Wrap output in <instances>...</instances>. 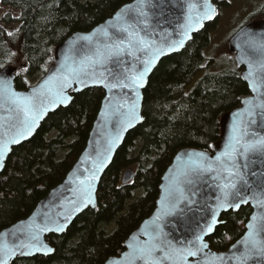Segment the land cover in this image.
Here are the masks:
<instances>
[{
  "label": "water",
  "instance_id": "water-1",
  "mask_svg": "<svg viewBox=\"0 0 264 264\" xmlns=\"http://www.w3.org/2000/svg\"><path fill=\"white\" fill-rule=\"evenodd\" d=\"M205 2H126L91 29L75 31L56 45L52 65L27 88L15 87V66L8 65L0 70V142L11 141L14 137L19 141L8 144V151L0 162V173L11 150L31 139L48 114L68 106L73 93L94 87L104 92L86 144L62 181L37 202L28 216L0 230V264H10L17 257L51 256L54 249L47 236L65 233L83 211L97 208V190L103 173L127 134L143 122V95L150 75L163 58L181 52L194 34L215 20L214 0H207L215 10L212 18L198 19ZM140 40L143 43H139ZM181 40L182 45L179 44ZM260 44H264V19L250 20L230 36L228 51L241 68L240 78L247 84L249 94L220 116L219 135L210 150L183 147L174 154L161 177L155 208L127 236L124 248L103 264H145L139 258V250L153 245L159 249L152 256L156 264H240L252 218L264 215V207L258 203L264 201V152L237 156V173L230 178L236 186L226 191L229 202L239 203V207L226 210L218 205L224 199L225 189L221 185L228 182L225 180L227 173L216 157L223 158L233 142L234 128L246 130L247 136L242 143L264 139V69L261 68L264 51L256 50ZM99 54H102V61ZM89 58L98 62L90 65ZM146 63L147 72L144 71ZM140 73H144L142 84L135 87L132 78H139ZM121 84L128 87H120ZM18 97L32 98L31 110L38 118L31 124L30 131L25 127L20 111L25 107L24 102L14 103ZM197 154L206 157L203 163L215 170L192 173V161L198 159ZM134 176V169L128 167L122 171L120 181L128 184ZM177 188L183 190V197L175 208H171L173 197L179 196ZM245 206L251 208V213L241 236L225 250L212 249L208 238L222 223L221 215ZM213 211L217 213V223L211 233L203 236L202 242L207 247L199 250L197 256L181 260L175 251L199 248L201 242L195 237L203 235L201 230L211 221ZM9 249L14 251L9 252ZM166 256L171 258L165 259ZM246 264H264V254L250 256Z\"/></svg>",
  "mask_w": 264,
  "mask_h": 264
},
{
  "label": "trees",
  "instance_id": "trees-1",
  "mask_svg": "<svg viewBox=\"0 0 264 264\" xmlns=\"http://www.w3.org/2000/svg\"><path fill=\"white\" fill-rule=\"evenodd\" d=\"M131 0H1L19 10V23L8 32L0 25V70L16 67L15 87L35 84L54 61V48L75 31H87ZM216 7L223 1L214 0ZM227 4V3H226ZM221 7V6H220ZM264 19V5L257 11ZM250 19V20H252ZM211 23L193 35L185 48L163 58L144 90L143 122L129 132L103 173L97 208L86 209L61 235L47 236L51 256L17 257L10 264H103L124 248L127 236L151 214L161 177L183 147L210 150L219 135L220 116L249 94L241 68L222 71L205 67ZM201 78L185 92L196 72ZM103 90L73 93L70 104L47 115L28 141L14 147L0 173V230L28 216L37 202L60 183L84 148L98 112ZM131 167L134 179L122 184V170ZM249 206L221 215V224L208 238L214 250H225L241 236Z\"/></svg>",
  "mask_w": 264,
  "mask_h": 264
},
{
  "label": "snow or ice",
  "instance_id": "snow-or-ice-1",
  "mask_svg": "<svg viewBox=\"0 0 264 264\" xmlns=\"http://www.w3.org/2000/svg\"><path fill=\"white\" fill-rule=\"evenodd\" d=\"M215 10L211 8V6L207 3V0L204 5V11L201 16L198 17V19H211L214 15ZM122 31H127V29H122ZM185 36H187V31H185ZM131 36V34H129ZM84 39H87L86 37ZM123 43V41H121ZM139 43H143V40H140ZM129 44L131 46L132 42L129 41ZM179 44H183V40L179 41ZM117 48H119V45H116ZM122 50V49H121ZM258 51H264V44H260L259 47L256 49ZM162 51V50H161ZM102 61V54H99ZM98 61H93L91 58H89L90 65H95ZM261 68L264 69V63L261 64ZM149 70L148 64L146 63L144 71L147 72ZM87 74V73H85ZM144 73H140L139 78L133 77L132 83L135 85V87H139L142 84ZM82 82V81H81ZM120 87H128L127 84H121ZM113 87H116V85H113ZM12 96H15L14 93L11 94ZM23 101L25 107L21 108L20 111L23 112L24 115V121L25 127L28 128V130H31V124L35 123V120L38 118L37 115H34L32 113V98L29 97H18L15 102ZM248 103H251L250 101ZM31 121V123H29ZM234 135L232 137V143L229 144L228 149L223 154V158L221 156L216 157L217 163L220 165V167L223 169L224 172L227 173V177H225V180L228 181L221 185L222 189H225L224 192V199L223 201L218 205V208L220 209H227L230 207H239V203H230L229 202V192L226 191L227 189L235 188V184L230 182V178L232 176H235L237 173V156L239 155H246L249 152H256V151H262L264 152V139H261L259 141L255 142H243V139L245 136H247V132L243 128H234ZM21 135H24V133H21ZM17 138H13L11 141L7 142H0V162L3 161L4 154L8 151V144L10 143H18ZM239 145V147H237ZM198 159L192 161V167L191 172L192 173H200L205 171H214L215 169H212L211 165H205L203 163L204 160H206V157H203L201 154H197ZM185 175H188V173H185ZM95 178V177H93ZM191 182V181H189ZM176 192L179 193L178 197H173V200L170 202L171 208H175L180 202L183 197V190L181 188H177ZM90 202V199L89 201ZM242 203H247V200H242ZM261 207H264V201L258 202ZM169 214V213H166ZM216 211H213L211 221L208 222L207 227L202 229L203 235H196L195 239L196 241H200V246L197 250H192L191 248L186 250H180L175 251V255L179 256L181 260H186L187 257H195L197 256V253L199 250L206 248L207 245L204 244L203 236L207 235L208 233H211L213 231L214 225L217 223L216 220ZM24 247H28L25 245ZM244 247L245 252L240 257V264H246L248 258L253 255L257 254H264V215L261 216H254L252 218V223L249 225V232L247 235V239L244 241ZM40 250V249H37ZM159 249H156L155 245H153L151 248L148 249H140V259H143L145 261V264H156V262L152 259L153 252L158 251ZM14 251V249H9V252ZM45 252H50L51 249H44ZM26 254V253H21ZM165 259H170L171 256L164 257Z\"/></svg>",
  "mask_w": 264,
  "mask_h": 264
},
{
  "label": "rangeland",
  "instance_id": "rangeland-1",
  "mask_svg": "<svg viewBox=\"0 0 264 264\" xmlns=\"http://www.w3.org/2000/svg\"><path fill=\"white\" fill-rule=\"evenodd\" d=\"M223 1L216 7V18L211 22L207 30L209 43L204 49V56L207 59H213V64L205 67L208 71H222L233 65L230 57L227 43L230 36L244 23L250 19L259 18L261 14L257 13L264 5V0H218ZM227 3V4H226ZM221 6V7H220ZM9 14L11 18L19 17V10L8 5H3L0 0V25L4 26L8 32H12L19 26L16 21L9 24L3 22V18ZM252 19V20H253ZM234 59V58H233ZM205 69L195 73L189 84L184 89L188 92L194 84L201 78ZM123 171V170H122ZM121 171V173H122ZM121 173L119 179L121 177Z\"/></svg>",
  "mask_w": 264,
  "mask_h": 264
}]
</instances>
